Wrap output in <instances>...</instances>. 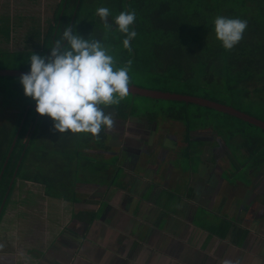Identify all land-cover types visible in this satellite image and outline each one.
<instances>
[{"label": "crops", "instance_id": "obj_1", "mask_svg": "<svg viewBox=\"0 0 264 264\" xmlns=\"http://www.w3.org/2000/svg\"><path fill=\"white\" fill-rule=\"evenodd\" d=\"M57 2L0 0V19H17L4 25L16 37H0V43L23 49L31 41L24 36L36 29L28 11L46 14L48 6L52 14ZM114 120L125 121L124 128L114 123L111 131L104 130L101 152L90 155L108 167H95L98 179L79 178L73 186L75 201L49 197L42 188L38 223L32 221L31 204L20 207L27 210V219L20 218L19 207L5 208L0 264H264L260 174L247 168L245 176L227 180L221 166L227 159L218 149L199 144L195 169L184 166L193 162V155L182 151L187 153L185 128L179 138L168 126L155 132V119ZM163 120L170 119L155 121ZM164 131L170 132L167 139Z\"/></svg>", "mask_w": 264, "mask_h": 264}, {"label": "trees", "instance_id": "obj_2", "mask_svg": "<svg viewBox=\"0 0 264 264\" xmlns=\"http://www.w3.org/2000/svg\"><path fill=\"white\" fill-rule=\"evenodd\" d=\"M62 3L65 13L55 17L43 34L44 56L50 54V47L69 24L74 33L85 34V39L101 40L117 66H125L131 60L129 71L153 81V85L138 86L202 96L264 120V0H96L93 11L87 14L84 0H60ZM107 5L110 23L121 11L135 12L136 19L130 28L137 35L130 41V51L123 46L125 34L114 23L111 30H105L104 22L95 14L98 7ZM217 15L247 21L240 44L231 50H226L216 38L213 21ZM193 72H199L201 77L186 76ZM129 76L130 84L134 83ZM149 99L166 104L156 106L155 112L140 114L121 101L106 112L120 119L140 114L153 120L158 116L179 120L185 126L184 137L188 141L190 130L198 127L214 132L223 129L229 138L241 141L239 151L245 150L243 154L252 159L248 168L264 164L263 129L212 108L184 101ZM34 105L35 101L25 104L14 124L0 125V202L7 190L6 199L11 193L15 179L43 185L49 197L75 201L73 186L79 181L77 172L88 164L97 169L108 167L106 162L95 163L90 156L92 147L103 148L104 131L98 140L90 133L51 131V118L36 113ZM193 108L202 110V119L194 117ZM191 148L188 143L186 152Z\"/></svg>", "mask_w": 264, "mask_h": 264}, {"label": "clouds", "instance_id": "obj_3", "mask_svg": "<svg viewBox=\"0 0 264 264\" xmlns=\"http://www.w3.org/2000/svg\"><path fill=\"white\" fill-rule=\"evenodd\" d=\"M95 14L104 22L105 30H111L114 23L125 34L123 46L130 51V41L137 35L130 28L135 12L121 11L111 23L109 8L98 7ZM213 23L216 38L226 50L241 41L247 28L246 20L222 15ZM50 49L47 56L30 55V70L19 77L24 95L35 101L36 113L51 118V131L90 133L98 140L101 131L114 127L113 113L106 109L119 105L129 94L132 61L117 66L101 40L85 39L71 26H65Z\"/></svg>", "mask_w": 264, "mask_h": 264}, {"label": "rangeland", "instance_id": "obj_4", "mask_svg": "<svg viewBox=\"0 0 264 264\" xmlns=\"http://www.w3.org/2000/svg\"><path fill=\"white\" fill-rule=\"evenodd\" d=\"M85 6H84V14L90 13L94 9V3H96V0H84ZM63 4H60V2H57L56 4V11L51 12L52 14H49V9L48 6L46 7V14H35L33 12H29L27 14H30V20L34 27L36 26V29H30V35L29 36H24L27 40L29 38L31 41L26 42L25 46H20L23 49H8L6 48L7 45H3L0 43V69H22V70H30V60L29 57L30 55L34 52L36 54H39L41 56H44V53H42V37L43 34L47 31L48 25L53 22L55 17H61L62 13L64 14V7ZM108 8V5H107ZM111 12V11H110ZM41 16V17H40ZM40 18V19H39ZM8 21V25L11 26L12 22H16L17 19H9L6 17H3L0 19V37L4 38V41H7L8 38L12 39L16 36L10 35L11 33L8 31V28L6 26ZM38 21L41 23V29L37 28V23ZM110 21V19H109ZM39 23V24H40ZM6 25V26H4ZM68 26H70L68 24ZM57 28H55V31ZM84 38L86 37L85 34H80ZM11 37V38H10ZM29 37V38H27ZM40 41V43H39ZM240 43L237 44V46ZM15 46H17L15 44ZM47 48V46H45ZM129 75H131V81H134L132 84H139L142 86H150L153 85V81H147L143 78V75H135L132 73V71H129ZM186 76H194V78H200L201 75L199 72L196 73H191V74H186ZM147 88V87H146ZM174 88V87H173ZM34 100H32L30 97H27L24 95L23 92V86L19 82V77L18 76H6V75H0V125L3 123H8V124H14L18 115L19 110H22V107L26 104L29 105ZM123 103L129 104L128 106L134 107L137 112L140 114H145V112H155V107L158 106L159 104L165 105V102H159L155 103L153 100L139 96V95H132L128 94V96L122 100ZM192 112H195L194 117L198 119H202V110L199 108H193L191 110ZM138 116H142V115ZM135 116V117H138ZM161 118L160 116H158ZM216 118H219L216 116ZM156 120V119H155ZM153 122V130L155 132L161 130V126H168L169 128L171 127L172 130H175L178 132L176 137L182 138L183 137V132H184V124L181 121H170V120H163V121H155ZM114 123H120V125L123 127L125 125V121L119 120V121H114ZM124 128V127H123ZM168 128V129H169ZM254 130L255 132H258L257 130L250 128ZM194 130H197V132H192ZM210 131L208 129H204L203 127H198L197 129L190 130V137L191 139L187 141L186 144L191 143V149L187 153H185V150L183 151V155H188L193 157V162L191 164H182L184 166L191 165L193 169H195V163L198 161V155H200L201 150L197 148V145L200 143L197 140H193L192 138H201L206 141V144L211 145L213 148L217 149V145H222L221 148H219V153L222 154L225 159H227L221 166H224V178L229 180V178H239L245 176L244 171L248 168V166L252 163V159H247L248 157L243 154L245 153V150L241 149L242 153L239 151L238 145L240 144L239 140L236 137H233L232 139L227 136L226 130H221L218 129L216 132ZM105 133V132H104ZM170 132L164 131L163 135L164 138L167 139L169 137ZM106 135H108L106 133ZM160 138V137H159ZM162 139V138H160ZM215 140V141H214ZM196 144V145H195ZM101 152V151H100ZM100 152L98 151H93L90 152V154H93V156H98ZM224 153L225 156H224ZM83 155V154H81ZM80 155V157H81ZM181 159L185 161V158L181 156ZM98 164H101L104 159L102 158H96L94 159ZM194 163V165H193ZM80 169V168H78ZM257 172L260 173L259 178L260 180H264V164L256 168ZM95 166L93 165H88L86 168L81 169L79 172H77V177L78 178H83L86 180H89L91 178H96L100 174L99 172H95ZM254 174L256 172H253ZM98 179V178H96ZM16 184V185H15ZM15 184L12 188V192L8 195L6 199V193H5V198L3 205H1V212L2 216L0 218V221L2 218L5 217L6 211L5 208L13 207L18 210V207L20 208L21 205H27L31 204V212H32V221L35 223H38L40 220L39 215L42 213L41 209V204H40V198L38 197V194H41V189L43 188V185L39 183H26L25 181H22L20 179H15ZM10 187V186H8ZM34 190V191H33ZM27 192H35V195L29 196ZM26 193V196H23L22 194ZM28 196V197H27ZM2 199V200H3ZM29 199V201H28ZM14 201V204L11 203ZM12 204L9 205V204ZM6 208V209H7ZM13 214V213H12ZM28 212L26 209H21L20 208V218H29V215H27ZM26 221V220H25ZM24 221V222H25Z\"/></svg>", "mask_w": 264, "mask_h": 264}, {"label": "water", "instance_id": "obj_5", "mask_svg": "<svg viewBox=\"0 0 264 264\" xmlns=\"http://www.w3.org/2000/svg\"><path fill=\"white\" fill-rule=\"evenodd\" d=\"M29 70H22V69H0V75H6V76H18L22 73H27ZM130 94L132 95H139L143 97H149L154 99H162V100H175V101H184L186 103H192L196 104L198 106L208 107L212 108L216 111L227 113L229 115L235 116L239 119H242L250 124H253L261 129L264 130V120L255 117L247 112H244L242 110H239L229 104L221 103L215 100H211L209 98H205L202 96L192 95V94H185V93H179V92H171L166 90H160V89H153V88H146L142 86H138L135 84H130ZM35 108V105H34ZM15 142V138L12 141L11 148L13 147ZM9 155V154H8ZM7 155V156H8ZM6 163V160L4 162V165ZM2 170L0 171V177H1ZM15 177V173L13 174L9 186L11 185L13 179ZM8 192V190H7ZM6 192V194H7ZM5 198V196H4ZM4 199L1 202V205H3ZM1 211V206H0Z\"/></svg>", "mask_w": 264, "mask_h": 264}, {"label": "flooded vegetation", "instance_id": "obj_6", "mask_svg": "<svg viewBox=\"0 0 264 264\" xmlns=\"http://www.w3.org/2000/svg\"><path fill=\"white\" fill-rule=\"evenodd\" d=\"M215 141V140H214ZM200 143L201 144H199V146L201 145V146H205V145H207L206 147L207 148H210V150L212 151V146L211 145H209V144H206V141H200ZM222 146V145H221ZM221 146L220 145H217V149H219V148H221ZM94 151H98V152H100L101 150H99V149H94ZM225 154L226 153H224V156H225ZM257 168V167H256ZM256 168H252V167H249L247 170H250V171H253V172H256L255 174H257L258 172H257V170H256ZM258 174H260V173H258Z\"/></svg>", "mask_w": 264, "mask_h": 264}]
</instances>
